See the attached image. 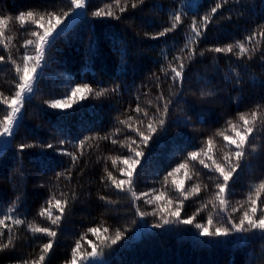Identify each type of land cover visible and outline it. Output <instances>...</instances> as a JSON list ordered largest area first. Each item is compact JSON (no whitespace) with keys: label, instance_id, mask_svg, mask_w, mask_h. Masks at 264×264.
Returning <instances> with one entry per match:
<instances>
[{"label":"trees","instance_id":"obj_1","mask_svg":"<svg viewBox=\"0 0 264 264\" xmlns=\"http://www.w3.org/2000/svg\"><path fill=\"white\" fill-rule=\"evenodd\" d=\"M218 0H144L137 8L131 7V0L121 6L126 11L120 13L113 0H87V7L77 21L65 32L56 36L47 47L42 68L37 71L34 92L24 101L20 119L15 127L9 145L0 153V212H5L16 202V215L21 219H35L42 226H50L46 219L38 216L41 206L53 193H75L76 198L68 206L61 224L55 230L53 248L44 264H65L71 259V250L82 234V250L91 251L88 241L99 240L88 228L103 224L110 229L124 231V238L92 264H264V234L232 233L228 237L210 239L199 235L196 223H206L209 213L214 217V226L231 218L238 222L241 201L246 199L251 185L264 179V125H260L251 143L256 146L241 162V168L234 173L229 182L226 212L213 210L212 204L202 208L212 194L217 191L215 184L223 182L218 173L209 171L198 161H188L192 179L185 178V170L176 174V179L184 180V189L200 184L198 195L183 201L181 219L195 215L192 224L174 222L162 224L159 215H137L152 213L156 203L146 204L145 199L164 191L168 198L175 200L179 193L169 177V171L187 159V154L206 147L208 137H214L216 148L214 158L222 160L224 141L216 137L218 129L227 127L226 121L237 120L238 113L249 112L261 105L264 112V41L259 35V51L237 58L232 53H216L210 48L243 40L254 30L264 25V0H226L214 14L204 34L192 45L195 49L193 59L185 60L182 82L174 81L171 73L165 75L162 67L173 58L185 55V44L190 37L193 17L210 12ZM113 5L119 19L95 17L92 15L105 5ZM68 0H0V16L15 17L21 11L40 12L68 10ZM183 13L182 23L173 32L156 37V33L170 26L174 13ZM73 17L65 18V24ZM64 24V25H65ZM72 24V23H71ZM63 25H61L62 27ZM33 26L20 28L18 22L12 23L6 31L13 37L11 55L20 61L25 49L23 41ZM253 44H249L252 47ZM181 49H185L182 53ZM27 51L34 54L32 47ZM235 51V50H234ZM203 52V55L200 53ZM0 92L11 96L15 92L16 73L7 60L8 52L0 46ZM40 73V75H39ZM39 75V76H38ZM87 83L94 90L109 91L101 97L89 95L70 109H52L46 101L61 99L70 94L77 84ZM117 91H112V89ZM211 92V96H202ZM160 97H163L161 99ZM151 101V103H149ZM165 101L168 112L165 125L155 133L149 146L144 149L142 165L135 174L134 187L147 197L132 202L126 192L110 186L105 179V167L117 179L124 178L119 172V164L112 167L109 156H126L128 149L111 139L90 140L81 150L76 146L85 137H105L117 128L121 129L113 138L125 140L136 134L119 123L131 115L135 120H143L142 131H146L148 120L143 113L134 109L139 105L149 116L159 118L157 109H163ZM5 105H0V119L6 114ZM9 137V138H10ZM9 138L7 141H9ZM69 143L60 145L59 141ZM45 145L52 143L57 148L74 152L78 162L73 165L71 157L53 149L32 147L21 151L20 144ZM201 158H204L201 156ZM71 169L70 177L65 172ZM65 176L57 178V173ZM196 173H199L197 176ZM206 186V188L204 187ZM105 196L106 200L100 197ZM182 199V198H181ZM264 199V194H262ZM110 201V202H109ZM163 203V202H157ZM175 205H173L174 207ZM248 205L245 204L244 208ZM202 209L197 214V210ZM160 223V227L154 225ZM14 245L0 250V264H21L25 260L38 259L41 247L49 237L33 235L25 226L15 230ZM4 242L7 243L5 230ZM88 264V262H85Z\"/></svg>","mask_w":264,"mask_h":264},{"label":"snow or ice","instance_id":"obj_2","mask_svg":"<svg viewBox=\"0 0 264 264\" xmlns=\"http://www.w3.org/2000/svg\"><path fill=\"white\" fill-rule=\"evenodd\" d=\"M115 8L123 13L126 11V7L121 6V0H113ZM226 3V0H222ZM221 0L211 8L210 12L206 13L204 16L200 17L199 20L193 17L190 27V37L185 44L187 53L185 55L176 56L173 59L177 61L175 65L171 62L168 63L167 67H162L161 72L165 75L171 73V78L174 81H181L184 75V69L186 67L184 61L191 60L194 57L195 49L192 45L196 44L197 41L204 34L208 24L212 21L214 14L217 10L222 7ZM128 0H125V4ZM144 0H131V7L133 9L142 5ZM68 10L62 13L56 11H45L40 12L37 10H27L21 11L15 15L11 16H0V46L3 50L8 52L7 60L13 65L16 80L15 92L11 96L4 95L0 92V105H5L7 108L6 114L3 119H0V137L11 136L14 131V126L16 125L21 109L23 107L24 101L28 97L26 94H31L34 92V85L37 79V71L42 68V62L45 60L46 49L50 46L57 35L60 34L61 25L65 24V18L69 17H79L86 15L82 10L87 7V0H68ZM95 17H113L119 19L116 11L113 10V5H105L104 8H99L92 13ZM183 13L177 12L170 17V26L163 28L162 31L155 34L153 38L165 36L167 33L173 32L182 23ZM18 22L20 28H25L26 26H33L32 30L28 32V39L23 41L22 47L25 49L23 55L20 57L18 62L11 53L10 45L12 43L13 37L7 35L6 31L9 26ZM259 35L261 41H264V25L259 26V30H254L250 35L246 36L243 40H237L234 43H229L223 47H214L208 49V51L216 53H232L240 58L242 56H248L251 59L252 54L259 51L260 41L256 40V36ZM249 44H253L249 47ZM32 47L34 54H30L27 49ZM235 50V51H234ZM185 49H181L183 53ZM204 53L201 52L200 55ZM5 56L0 55V62L5 61ZM109 90L101 88L99 90H94L87 83L77 84L75 87L70 89V94L65 95L61 99H52L46 101L48 106L52 109H70L73 105L77 104L80 100L87 99L89 95H94L95 97L104 96ZM112 91H117V89H112ZM202 96H211V92H202ZM163 99V97H160ZM151 103V101H149ZM171 101H165L163 109H157L159 113V118L156 116H149L146 109L137 105L134 111L137 114L143 113L144 117L147 118L148 123L146 131L141 130L144 121L136 119V127H133L134 118L129 115L126 119L120 120L119 123L125 125L130 131L136 134L139 140L132 138L131 136L126 137L125 140L118 141L113 138L116 133L120 132L121 129L117 128L109 136L105 137H85L80 140L76 145L82 154V150L85 145L88 144L90 140L96 139H111L112 144L119 143L122 148L128 149V155L126 156H109L106 159H110L112 162V167L116 168L118 163L124 165V167L119 168V172L124 178L117 179L111 171L105 167V179L110 186H114L117 190L121 192H126L131 196L132 202H135L141 197H147L148 193H137L134 187L135 174L138 170V166L142 165V157H145L146 149L149 146V142L153 139L155 133L165 125V116L168 112V104ZM262 106L257 105L255 108L251 109L249 112L238 113V119H229L226 121L227 127L224 129H218L215 133L216 137H222L224 141V149L222 160H217L214 158V149L216 148V140L214 137H208L206 140V147H202L199 152L191 151L187 154V159L178 164L175 168L167 173L164 178L165 183H167L168 178L172 177V183L175 186V190L179 193V196L173 200L168 198L164 191H159L158 194L151 196V198L145 199L146 204L156 203V208L152 213L142 212L137 208V215L143 217L145 215H159L162 224H170L174 222H179L183 224H192L195 220V215L190 216L186 219H181V206L184 200H187L191 196L198 195L201 191L200 184H193L191 188L184 189V180H177L176 174L180 170H185V178L188 180L192 179V175L187 171L189 169L188 161H198L200 165L209 171L218 173L220 177L223 178V182H217L215 187L216 192L212 194V198L209 199L202 208L207 207V204H212L213 210L217 209L221 213L226 212V207L228 205L227 194L229 182L233 178L234 173L241 168V162L244 160L248 154V148L251 147L253 152L256 151V146L251 143L254 139V134L258 130L260 125H264V112L261 111ZM66 142L60 140L59 144L64 145ZM91 147L90 144H88ZM32 147H43L47 149H53L58 151L65 156L71 157L72 164L75 165L78 162L79 157L74 152H69L63 148H57L56 145L48 143L45 145H33V144H20L19 149L23 151L27 148ZM203 156L204 158H201ZM65 172L67 176L70 177L71 169H66ZM65 172L57 173V178L65 176ZM198 176L199 173H196ZM206 188V186H204ZM262 194H264V179L260 180L258 183L251 185V190L247 193L246 199L239 202L240 208H232V212L241 211L242 214L239 217L238 222L233 221L229 218L226 223L231 225V227L225 226L224 223H220L214 226V217L209 213L206 223H196L195 227L199 230V235L203 237H208L214 239L216 237H228L232 233H251L253 231H259L264 234V199H262ZM76 198L73 192L69 196L66 192H60L59 194H51L46 201L47 207L41 206L38 211V216L46 219L50 226H42L34 220L28 221L26 219H21L16 215V202L14 201L12 206H10L7 211L0 212V250L11 247L14 245L16 236L15 230L20 226H25L26 229L33 235L43 234L49 237L47 243H44L41 247L38 259L25 260L21 264H44L47 255L53 248V240L57 236V231L55 230L61 224V221L68 210V206L72 200ZM182 198V199H181ZM101 200H106L105 196L100 197ZM110 202V201H109ZM163 202V203H157ZM247 204L248 207L244 208ZM173 205H175L173 207ZM202 209L197 210V214ZM155 227H160L161 224L157 223ZM5 230L7 232V243L4 242L3 238L5 236ZM88 233L99 240V243H94L89 240L87 243L91 247V251L82 250L81 241L85 239L86 234H82L80 239L75 242V246L71 250V259L66 261L65 264H92V261L103 254L105 248H111L116 245L119 241L124 238V231L119 229L115 230L114 234H109L110 229L104 227L103 224L97 227H91L87 229Z\"/></svg>","mask_w":264,"mask_h":264},{"label":"rangeland","instance_id":"obj_3","mask_svg":"<svg viewBox=\"0 0 264 264\" xmlns=\"http://www.w3.org/2000/svg\"><path fill=\"white\" fill-rule=\"evenodd\" d=\"M69 22V21H68ZM67 22V23H68ZM66 23V24H67ZM66 24H65V27H63L64 28V30L65 29H67V27L68 26H66ZM64 30H61V31H64ZM60 31V32H61ZM42 64H43V62H42ZM28 97L31 95V94H26ZM27 99V98H26ZM25 99V100H26ZM21 111H22V109H21ZM20 116H21V113H20V115H19V118H18V121H19V119H20ZM18 121H17V123H18ZM17 123H16V125H17ZM16 125L14 126V130H15V127H16ZM14 132V131H13ZM13 135V134H12ZM12 135H11V137H12ZM11 137L9 138L8 136H5V137H0V153H1V151L3 150V149H5L7 146H8V144H9V142H10V139H11ZM9 138V141H7V139Z\"/></svg>","mask_w":264,"mask_h":264},{"label":"bare ground","instance_id":"obj_4","mask_svg":"<svg viewBox=\"0 0 264 264\" xmlns=\"http://www.w3.org/2000/svg\"><path fill=\"white\" fill-rule=\"evenodd\" d=\"M78 12L79 11H84V9H82V10H77ZM76 19H78V17H73L67 24H66V26H69V25H71V23H73ZM63 27H65V25L63 26ZM63 27H61V28H63ZM8 137H10V136H8Z\"/></svg>","mask_w":264,"mask_h":264},{"label":"water","instance_id":"obj_5","mask_svg":"<svg viewBox=\"0 0 264 264\" xmlns=\"http://www.w3.org/2000/svg\"><path fill=\"white\" fill-rule=\"evenodd\" d=\"M76 21H77V19H76L71 25H69V26L67 27V29H65V30H64V28H61V29L64 30V31H61L60 34L63 33V32H65V31H67V30H68V29H69V28H70V27H71ZM57 36H58V35H57ZM39 75H40V73H39ZM39 75H38V76H39ZM37 78H38V77H37ZM36 80H37V79H36ZM35 83H36V81H35ZM8 145H9V144H8Z\"/></svg>","mask_w":264,"mask_h":264}]
</instances>
